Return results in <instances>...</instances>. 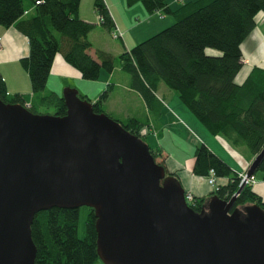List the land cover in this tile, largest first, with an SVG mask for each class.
I'll return each instance as SVG.
<instances>
[{
  "label": "trees",
  "instance_id": "16d2710c",
  "mask_svg": "<svg viewBox=\"0 0 264 264\" xmlns=\"http://www.w3.org/2000/svg\"><path fill=\"white\" fill-rule=\"evenodd\" d=\"M167 2L126 0L128 6L141 3L148 13L161 11L174 19L118 56L121 69L129 75L130 87L143 98L154 124L162 107L155 91L163 84L176 92L209 133L257 155L264 147V68H251L241 84L235 82V77L242 67L240 45L255 27L257 13H264V0H184L174 7ZM93 8L98 24L112 33L114 21L104 0H94ZM78 10L79 0H0V25L14 26L27 38L28 53L19 62L28 75L34 101L30 102L27 94L9 93L1 73L0 100L27 106L33 113H40L38 108L44 106L54 108L52 114H65L63 97L46 90L57 53L84 80L98 79L101 70L113 71L112 54L97 50L92 57L88 53V33L94 24L81 19ZM207 49L216 53L208 54ZM108 89L92 103L95 112H105L102 104ZM117 121L146 142L140 131L149 122L133 117ZM146 143L155 161L165 168L160 160L161 147ZM193 158L194 175L207 178L213 170L215 178H227L208 197L187 201L195 212H200L212 196L229 200L238 192L239 174L204 143L195 147ZM256 172L264 180V155ZM251 204L264 209V201L247 184L235 196L233 209ZM78 216L77 208L53 207L35 213L30 227L35 264H94L99 260L93 210L88 208L82 238L77 234Z\"/></svg>",
  "mask_w": 264,
  "mask_h": 264
},
{
  "label": "water",
  "instance_id": "95a60500",
  "mask_svg": "<svg viewBox=\"0 0 264 264\" xmlns=\"http://www.w3.org/2000/svg\"><path fill=\"white\" fill-rule=\"evenodd\" d=\"M61 97L62 116L0 100V264H35V213L81 206L103 264H264L263 208L212 196L195 212L145 141L76 90Z\"/></svg>",
  "mask_w": 264,
  "mask_h": 264
},
{
  "label": "crops",
  "instance_id": "0c3cea01",
  "mask_svg": "<svg viewBox=\"0 0 264 264\" xmlns=\"http://www.w3.org/2000/svg\"><path fill=\"white\" fill-rule=\"evenodd\" d=\"M93 2L94 0H79L78 10V15L81 19L94 24V27L88 33V39L91 43L88 53L92 57L96 56L97 50L112 54L115 58L113 71L107 73L101 70L98 79L92 81L84 80L79 72L63 59L62 54L57 53L51 65L46 90L62 96L64 90L68 88L74 89L80 95L90 99L92 103L97 100L104 90L109 88L111 93L114 90V84H118L127 93L133 94L134 100L139 101L140 108H131L126 104L125 100L119 99L127 107L125 115L121 116L139 118L149 122L150 125L144 126L140 133L151 147H161L160 160L164 162L166 170L177 175L185 192L191 193L194 197H208L213 191L206 177L192 173L193 152L199 143H204L236 173L240 174L246 171L255 155H251L244 147L231 146L222 136H215L209 133L181 102L178 96L166 90L163 84H159L155 91L156 97L162 102V107L157 119L158 123L154 124L152 115L146 107L143 98L136 90L130 87L129 75L124 74L126 72L121 69L118 59L121 53L129 50L132 46L152 34L157 33L161 28L169 24L171 20L164 18L161 11V14H158V12L148 13L141 3L128 6L126 0H104L113 18L114 29H117L121 34L114 38L112 33H109L98 24V17L93 8ZM177 3L181 2L175 0H168L167 2L170 7L176 6ZM240 47L242 67L235 77L237 84H241L244 81L254 66L264 68L263 12H259L255 16V27L242 41ZM206 52L208 54L216 53L210 49H207ZM27 53V38L18 32L14 26L5 28L0 25V73L6 83L7 91L9 93L27 94L30 98L29 101L32 102L34 97L31 94L28 75L19 62ZM114 75L120 79L112 82ZM109 95L105 99L106 101ZM127 101L131 102L132 98L127 99ZM135 101H133V104H135ZM140 111H142L141 116H136V113ZM143 130H145V134ZM254 179L255 183L251 185L252 190L264 201V180L261 174L258 177L255 176ZM226 182V177L216 178V185H224Z\"/></svg>",
  "mask_w": 264,
  "mask_h": 264
},
{
  "label": "rangeland",
  "instance_id": "374dc122",
  "mask_svg": "<svg viewBox=\"0 0 264 264\" xmlns=\"http://www.w3.org/2000/svg\"><path fill=\"white\" fill-rule=\"evenodd\" d=\"M177 5H180V3H177ZM162 16H164V18H169L171 20V22H169V24H167L166 26H164L163 28H161V30L164 29L165 27L169 26L170 24H172L173 21H174V19H173V17L171 15L163 14ZM124 74H127V73H124ZM116 79L118 81V79H120V78L117 77L116 75H114L113 76V79H112V82H114ZM114 85H113L114 86V90L111 93H110V89H108V95L109 94L110 95H109V98L107 99V101L105 100L106 103H105V101L103 102L104 105H102V108H103V110L105 109L104 111H107L105 113L108 114L110 117H112L114 119H117V120L118 119L119 120H124V119H127V118L124 117V116H121V115H125L126 108L127 107H125V105H124L125 103L123 101H119V99L125 100L126 101V104L129 105V107L135 108V109L140 108L139 101H137V100L135 101L133 94L127 93L120 86H118V84H114ZM165 88H166V90H168L169 92H173L177 96V94H176L175 91L167 88L166 86H165ZM130 98H132V101L131 102H128L127 99H130ZM133 101H135L134 102L135 104H133ZM119 110H120V112H119ZM38 111L41 114H44V113L52 114L53 111H54V108H52V107H47L46 108V107L42 106V107H39L38 108ZM141 113H142V111L136 113V116L137 115L138 116H141L140 115ZM141 132H142V130H141ZM143 133L145 134V130H143ZM148 141L150 142V139L149 138H148ZM255 176L256 177L260 176V173L256 172L255 174H253V177H255ZM87 213H88V207L81 206L79 208V216H78V224H77V234H78V236L80 238L84 237V233H85V220H86ZM94 264H103V263L100 260H98Z\"/></svg>",
  "mask_w": 264,
  "mask_h": 264
},
{
  "label": "built area",
  "instance_id": "2783aa9c",
  "mask_svg": "<svg viewBox=\"0 0 264 264\" xmlns=\"http://www.w3.org/2000/svg\"><path fill=\"white\" fill-rule=\"evenodd\" d=\"M175 1H180V2H182L183 0H175ZM156 12H158V14H161L159 11H156ZM120 35H121V34H120V32H119L117 29H114V30H113V32H112V36H113L114 38H117V37L120 36ZM239 178H240L239 184H240L241 182H244L245 185H247V184H248V185H253V184L255 183V179H254L253 175L247 177L245 172L240 173V174H239ZM207 181H208V183L212 186V188L215 189V187H216V178H215V176H214V171H213V170H210V175L207 176ZM236 195H237V193L235 194V196H236ZM185 199H186V201H191V200H193V195H192L191 193H187V194L185 195Z\"/></svg>",
  "mask_w": 264,
  "mask_h": 264
}]
</instances>
